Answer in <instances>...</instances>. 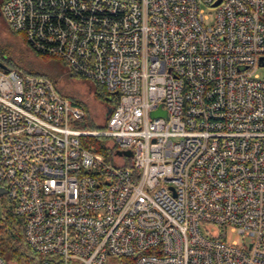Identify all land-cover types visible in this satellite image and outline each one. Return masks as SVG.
Listing matches in <instances>:
<instances>
[{"label":"built area","instance_id":"2783aa9c","mask_svg":"<svg viewBox=\"0 0 264 264\" xmlns=\"http://www.w3.org/2000/svg\"><path fill=\"white\" fill-rule=\"evenodd\" d=\"M0 15L117 99L91 130L51 79L0 68V199L34 264H264V0H0ZM100 136L105 154L84 142Z\"/></svg>","mask_w":264,"mask_h":264},{"label":"rangeland","instance_id":"374dc122","mask_svg":"<svg viewBox=\"0 0 264 264\" xmlns=\"http://www.w3.org/2000/svg\"><path fill=\"white\" fill-rule=\"evenodd\" d=\"M206 23L211 24L212 18L210 17ZM0 53L8 61L6 65L20 74L36 73L51 79L59 94L70 101L80 103L86 109L87 122L90 125H94L99 130L104 129L108 110L112 107L107 100L97 96L98 85L88 78L73 74L64 61L32 50L24 36L14 32L2 16H0ZM105 140L106 153L111 143L107 138ZM4 204L5 200L0 199V219L5 211ZM228 237L229 240L237 239L234 234H229ZM23 249L26 248L23 246Z\"/></svg>","mask_w":264,"mask_h":264},{"label":"trees","instance_id":"16d2710c","mask_svg":"<svg viewBox=\"0 0 264 264\" xmlns=\"http://www.w3.org/2000/svg\"><path fill=\"white\" fill-rule=\"evenodd\" d=\"M0 60L7 64L8 62L2 54L0 53ZM8 66V65H7ZM8 70H14L10 66H8ZM34 75H38L34 73ZM80 76V75H78ZM97 84V83H96ZM97 96L100 99L107 100L111 107H114L117 103V99L109 93L102 85L97 84ZM73 104L80 105V103L76 101H72ZM82 106V105H80ZM83 107V106H82ZM84 108V107H83ZM85 117L81 121V124L86 128H90L93 130H99L94 125H90L87 122L86 109ZM103 129V128H102ZM106 138L101 137H89L84 140V142L94 147L96 152L105 154V140ZM88 145V146H89ZM26 248L25 250L23 249ZM0 256H2L8 264L10 262H17V264H34L35 257L27 248L25 238H24V224L23 218L15 215L11 210L5 209L4 214L0 219ZM126 263L130 260H124Z\"/></svg>","mask_w":264,"mask_h":264},{"label":"water","instance_id":"95a60500","mask_svg":"<svg viewBox=\"0 0 264 264\" xmlns=\"http://www.w3.org/2000/svg\"><path fill=\"white\" fill-rule=\"evenodd\" d=\"M0 68L1 69H4V70H7L8 69V66L6 64H4L1 60H0ZM110 113V109L108 110V113H107V116L109 115ZM160 114H162V112L156 110L154 112H152V117H155V116H159ZM126 155H130L129 152L125 153Z\"/></svg>","mask_w":264,"mask_h":264},{"label":"flooded vegetation","instance_id":"af4514ba","mask_svg":"<svg viewBox=\"0 0 264 264\" xmlns=\"http://www.w3.org/2000/svg\"><path fill=\"white\" fill-rule=\"evenodd\" d=\"M1 16V15H0ZM110 109V108H109Z\"/></svg>","mask_w":264,"mask_h":264}]
</instances>
